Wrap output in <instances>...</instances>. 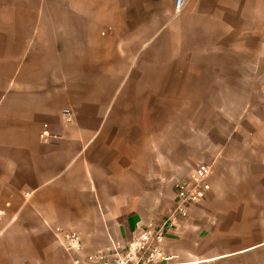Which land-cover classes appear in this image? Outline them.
<instances>
[{
    "label": "crops",
    "instance_id": "obj_1",
    "mask_svg": "<svg viewBox=\"0 0 264 264\" xmlns=\"http://www.w3.org/2000/svg\"><path fill=\"white\" fill-rule=\"evenodd\" d=\"M176 2L0 0V264H94L170 218L199 163L211 189L167 230L166 264H264V107L212 123L160 102L193 66L264 64V0Z\"/></svg>",
    "mask_w": 264,
    "mask_h": 264
},
{
    "label": "built area",
    "instance_id": "obj_2",
    "mask_svg": "<svg viewBox=\"0 0 264 264\" xmlns=\"http://www.w3.org/2000/svg\"><path fill=\"white\" fill-rule=\"evenodd\" d=\"M183 2L184 0H177L176 8L179 9ZM64 120L69 122L71 114L66 112ZM210 173L209 165L198 164L185 179L174 183L176 206L170 218L160 225L148 223L134 232L124 247L115 245L112 249L97 251L87 255L86 260L94 264H166L168 256L164 254L162 245L167 230L173 227L172 222L186 217L190 207L209 192ZM54 234L66 252L76 255L82 252L83 246L75 231L56 227ZM72 262L81 264L78 257H75Z\"/></svg>",
    "mask_w": 264,
    "mask_h": 264
},
{
    "label": "rangeland",
    "instance_id": "obj_3",
    "mask_svg": "<svg viewBox=\"0 0 264 264\" xmlns=\"http://www.w3.org/2000/svg\"><path fill=\"white\" fill-rule=\"evenodd\" d=\"M192 70L194 81L186 86L188 95L175 98L163 97L160 99L162 105H171V108H208V119L212 123L218 121V114L214 111L216 108H226V115L237 117L240 115L241 108L247 104L252 108L264 107L262 106L264 94L261 93V91L264 92V86H262L264 81H256L252 78L254 71L264 72V64L212 65L203 68L193 66ZM207 74L209 79H201V76H207ZM249 115L264 120V113L258 110ZM194 120L198 118L194 117ZM211 126L212 124L207 129L208 133L211 136L217 135V127L211 128Z\"/></svg>",
    "mask_w": 264,
    "mask_h": 264
}]
</instances>
